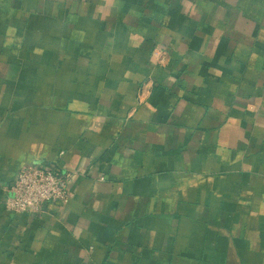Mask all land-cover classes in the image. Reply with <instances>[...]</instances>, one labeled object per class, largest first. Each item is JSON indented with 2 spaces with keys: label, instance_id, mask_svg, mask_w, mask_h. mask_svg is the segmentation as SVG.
<instances>
[{
  "label": "crops",
  "instance_id": "0c3cea01",
  "mask_svg": "<svg viewBox=\"0 0 264 264\" xmlns=\"http://www.w3.org/2000/svg\"><path fill=\"white\" fill-rule=\"evenodd\" d=\"M0 264H264V0H0Z\"/></svg>",
  "mask_w": 264,
  "mask_h": 264
},
{
  "label": "built area",
  "instance_id": "2783aa9c",
  "mask_svg": "<svg viewBox=\"0 0 264 264\" xmlns=\"http://www.w3.org/2000/svg\"><path fill=\"white\" fill-rule=\"evenodd\" d=\"M70 180L71 175L51 166L25 167L12 183L5 207L13 213H41L46 203H68L73 198Z\"/></svg>",
  "mask_w": 264,
  "mask_h": 264
}]
</instances>
